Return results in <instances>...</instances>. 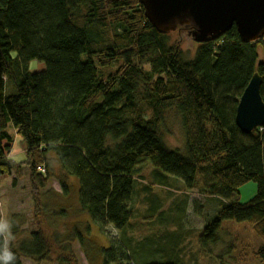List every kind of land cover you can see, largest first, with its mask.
I'll return each mask as SVG.
<instances>
[{"label": "trees", "instance_id": "16d2710c", "mask_svg": "<svg viewBox=\"0 0 264 264\" xmlns=\"http://www.w3.org/2000/svg\"><path fill=\"white\" fill-rule=\"evenodd\" d=\"M190 29L159 32L141 0H0V176L23 168L10 157L18 135L41 213L51 211L50 196L69 197L78 184L75 224L120 231L109 248L96 246L100 264L180 263L134 258L127 229L144 178L138 171L147 164L156 183L177 178L221 201L199 239L203 249L218 242L224 221L248 222L262 241L256 259L264 263V125L245 133L236 123L239 99L256 73L264 100V38L243 41L234 25L221 38L198 42ZM184 35L197 42L193 57L183 49ZM33 60L45 68L32 71ZM172 115L184 146L166 141ZM53 162L61 191L46 193ZM250 181L256 194L241 202L240 188ZM46 216L25 237L10 224L9 241L0 209V264H79L72 242L84 248L85 235L60 238Z\"/></svg>", "mask_w": 264, "mask_h": 264}, {"label": "rangeland", "instance_id": "374dc122", "mask_svg": "<svg viewBox=\"0 0 264 264\" xmlns=\"http://www.w3.org/2000/svg\"><path fill=\"white\" fill-rule=\"evenodd\" d=\"M183 49L191 51L190 56L193 57L197 42L185 36ZM259 55L262 60V48L259 50ZM44 68L45 64L38 60L30 63L32 71ZM176 116L172 115L170 118V128L166 135V141L171 147L185 144L180 120ZM14 133L16 134V131ZM15 139L10 157L23 168L14 170L11 176H0V209L3 216V229L9 241L11 239L8 235L10 224L22 227L23 232L19 236L25 237L32 229L40 228V221L46 216L38 208L39 200L35 197L38 194L33 190L30 181L21 137L16 135ZM53 166L55 167L54 175L52 172L51 179L43 192L61 191L59 182L61 170L56 162L52 163ZM41 171L45 172V170ZM138 173L144 178L136 184L138 191L134 202L136 210L131 219V225L127 229V236L133 240L134 258L138 262L160 260L181 264H264L256 259V252L262 241L248 222L224 221L222 236L219 237L218 242L208 246L207 250L201 247L199 239L205 224L217 214L221 207V201L217 198H208L197 187L186 188L185 183L177 178L168 177L163 185L156 183V172L151 164L144 165ZM14 179L16 184L13 183ZM146 184H151L152 201L150 193L145 189ZM72 187L69 197L63 195L58 200L53 196H50L51 199L48 198V200L42 198V203L50 199L48 206L51 211L46 217L52 223L54 222L53 230L60 235V238H65L68 233H76L77 230L85 235L84 248L79 240L75 239L72 242L79 264H100L99 258L95 255L96 246L109 248L111 237L117 238L120 236V231L109 226L106 227L107 232H104L93 221L89 231L80 227L81 221L75 224L78 209V184H73ZM256 190V182L250 181L240 188L238 197L241 202H247L256 194ZM182 202L186 204V207ZM63 210L67 212L65 215ZM17 236L16 241L21 239ZM23 262L24 264H57L46 260L38 263L29 258H23Z\"/></svg>", "mask_w": 264, "mask_h": 264}, {"label": "water", "instance_id": "95a60500", "mask_svg": "<svg viewBox=\"0 0 264 264\" xmlns=\"http://www.w3.org/2000/svg\"><path fill=\"white\" fill-rule=\"evenodd\" d=\"M150 23L162 33L179 26L198 42L225 35L234 25L243 41L264 38V0H141ZM263 79L254 74L243 91L236 123L245 133L264 125Z\"/></svg>", "mask_w": 264, "mask_h": 264}, {"label": "clouds", "instance_id": "9594fccd", "mask_svg": "<svg viewBox=\"0 0 264 264\" xmlns=\"http://www.w3.org/2000/svg\"><path fill=\"white\" fill-rule=\"evenodd\" d=\"M12 257H11V255L9 254L7 257H6V260L7 259H11Z\"/></svg>", "mask_w": 264, "mask_h": 264}, {"label": "built area", "instance_id": "2783aa9c", "mask_svg": "<svg viewBox=\"0 0 264 264\" xmlns=\"http://www.w3.org/2000/svg\"><path fill=\"white\" fill-rule=\"evenodd\" d=\"M41 170H44V168H41Z\"/></svg>", "mask_w": 264, "mask_h": 264}]
</instances>
